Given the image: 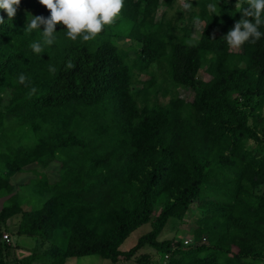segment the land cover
I'll return each instance as SVG.
<instances>
[{
  "label": "trees",
  "instance_id": "16d2710c",
  "mask_svg": "<svg viewBox=\"0 0 264 264\" xmlns=\"http://www.w3.org/2000/svg\"><path fill=\"white\" fill-rule=\"evenodd\" d=\"M177 1L124 0L115 23L87 42L57 25L40 54L30 45L42 41L43 26L27 24L48 10L21 0L12 20L0 11V198L8 203L0 209V264L86 256L115 264L145 246L161 264H264V36L237 52L227 46L223 37L241 19L237 0H190L181 27L165 15L155 20L158 8ZM196 17L205 21L198 38ZM120 38L137 46L133 59ZM152 70L174 88L165 103L151 93L155 73L139 80ZM51 166L54 182L41 170ZM32 185L38 199L30 208L19 189ZM194 203L192 243L159 241ZM14 217L17 235L47 248L15 258L1 233ZM146 224L150 231L121 251Z\"/></svg>",
  "mask_w": 264,
  "mask_h": 264
},
{
  "label": "clouds",
  "instance_id": "9594fccd",
  "mask_svg": "<svg viewBox=\"0 0 264 264\" xmlns=\"http://www.w3.org/2000/svg\"><path fill=\"white\" fill-rule=\"evenodd\" d=\"M39 4L48 10L50 15L47 18L42 16H31L27 24L29 31L40 29L43 26L42 41H34L30 47L36 54L44 52L46 46H51L55 41V29L57 25H62L66 29L67 38L72 41L82 39L91 41L100 34L106 26H111L119 18L123 8L124 0H38ZM21 0H0V11L7 14L8 19L16 15ZM182 7L186 12L193 9L190 0H181ZM210 9L216 11L217 5H208ZM236 9H240L241 19L223 37L227 46L232 50H239L245 42L255 44L264 36L260 27L264 26V0H237ZM5 20L0 17V24ZM197 26L205 24L199 17L195 18ZM206 28V27H205ZM68 68L73 65L69 63ZM50 72H55V67L49 68ZM28 78L20 74L18 82L27 86ZM33 87L29 95L34 94ZM88 257H85L87 261Z\"/></svg>",
  "mask_w": 264,
  "mask_h": 264
},
{
  "label": "rangeland",
  "instance_id": "374dc122",
  "mask_svg": "<svg viewBox=\"0 0 264 264\" xmlns=\"http://www.w3.org/2000/svg\"><path fill=\"white\" fill-rule=\"evenodd\" d=\"M160 1H163V0H160ZM162 15H165V20H172L173 22H176V25L179 27L183 26L187 20L180 0L174 3L170 8L168 7L166 8L164 6H161L160 8H158L156 12L155 20L158 21V19ZM59 26H62V25H59ZM202 27H203L202 24L199 26L194 24V29H193L194 38L199 37ZM112 33L114 32L111 31V34ZM118 44L123 49H125L126 52H128V56L131 59L135 57L134 50L137 49V46L134 45L131 41H128L124 38H120L118 40ZM133 46L135 47V49L133 48ZM239 50H232V51L237 52ZM153 73H155V77L157 80H156V84L152 88L151 93L157 94L156 100L158 102L165 103L167 99L170 97L171 95L170 93L174 91V88H171L168 84L163 83L161 76L160 78L158 76L160 74L159 70L157 71L152 70L150 71V73L141 74L139 77V80L145 81L146 79H149V77ZM199 76L202 79L207 78L204 71H200ZM134 88L139 89L141 88V85L136 83L134 85ZM165 89L169 90V94L167 95L166 98L163 97V93ZM179 93H180V96H182L185 101L187 102L192 101L193 93L190 90L183 89ZM261 115L262 117H264V108L261 111ZM41 170H43V173L48 178L49 182H54L56 179H58L57 177L59 173L57 172V169L54 168V166L48 167L47 169H41ZM16 180H18V178H16ZM19 190H21L24 195L22 200H29L28 205L30 208L34 207V205L37 204L38 192L35 186L33 185L26 186L24 188L23 187L20 188ZM49 196H50L49 194L44 193L43 201L48 199ZM5 200H6L5 197L0 198V209L4 205H8V203ZM195 206H196V203L192 205V207L190 208V210L188 211V213L186 214V216L184 217L182 221H176V220L170 219L165 226L166 229L160 234V236L158 237V240L159 241L173 240L174 242H180L182 246H189L192 243L191 237H190V230L195 225L197 218L200 217V213L198 211L193 210L194 209L193 207ZM16 220H17V217L12 218L7 223V227H6L7 229L1 230L2 234L8 235L10 246L12 247V253L15 258L21 259L22 257L23 258L26 257L32 252V249L35 250L36 252H41L43 249L47 248L48 245L46 244L36 245L34 239L17 235L16 234L17 224H15ZM150 229H151L150 225L146 224V225L139 227L135 231H133L128 236V238L123 242V244L120 246V250L121 251L129 250L131 247L135 245L138 238L146 234L147 232H149ZM15 249H18L16 250L17 252H15ZM86 257L90 259L85 261V257L72 258L68 260L66 264H113L108 260L101 259L99 256H86ZM144 258L148 259L147 264H161L162 263V257L158 255L157 252L153 250L152 248L145 246L139 251H137V253L134 255L132 259L128 261L120 259L115 264H140V262L138 261Z\"/></svg>",
  "mask_w": 264,
  "mask_h": 264
},
{
  "label": "built area",
  "instance_id": "2783aa9c",
  "mask_svg": "<svg viewBox=\"0 0 264 264\" xmlns=\"http://www.w3.org/2000/svg\"><path fill=\"white\" fill-rule=\"evenodd\" d=\"M3 239L8 241V236L6 234L3 235Z\"/></svg>",
  "mask_w": 264,
  "mask_h": 264
}]
</instances>
